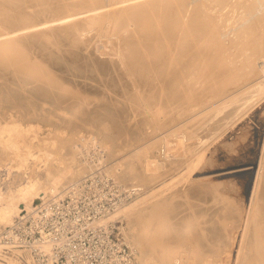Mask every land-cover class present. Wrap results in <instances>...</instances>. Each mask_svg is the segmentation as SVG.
<instances>
[{
    "label": "bare ground",
    "instance_id": "bare-ground-1",
    "mask_svg": "<svg viewBox=\"0 0 264 264\" xmlns=\"http://www.w3.org/2000/svg\"><path fill=\"white\" fill-rule=\"evenodd\" d=\"M189 1L190 0H0V74L7 75L6 76L7 78L9 76L8 79H6V78L4 79V82L2 80L4 77L0 80H2V83H3V84H1L2 87L7 85L8 89H9V87L14 88V89L9 90L8 96L6 95L7 96L6 97V99H7L6 103L8 105H11V106L14 105V107H16L18 109L23 108L24 113H25V112H27L26 108L30 105V104H28V102L31 100H29V99H28L29 101L26 100L27 97L30 96V94L28 96H25L28 93L25 92L26 94H24L21 92L22 94H24V99L26 100V102L16 101L15 99L13 100L11 97H9V95L11 93H15V89H16V92H17V90H18V92L20 90L22 91V89L24 91V89L25 90L28 89L29 85H31L32 87L29 88V90H28L29 93L41 96L44 98V100L45 99L51 100V98L54 97L55 102H56L55 96L60 97V94H62V93L58 94V92H60L61 89L64 87L61 85H65V87H66V88L64 87L66 90L65 92H67V87L70 86V88H71L72 86H74L73 85L74 83L77 85L76 82H74V83L68 82V81L66 82L65 79L63 81L64 83H62V81H61L62 77L64 75H66L67 73H69L68 72L69 70H71V69H68V71L65 69L63 70V67H62V70H63L62 73L65 71H67V73L65 72L66 74L61 75L62 77L59 75V78L61 77V79H59L58 82L56 81L58 79V76L56 77L57 79L55 78V82H51V80L49 82H47L46 77L49 76L46 73L47 71H49V74L51 73V76H55L58 74H55L56 72H51L52 70H50L49 68H48L49 70L47 69V71H44V72H43V70L41 71V69L43 67L41 65L42 63L44 66L50 65L47 67L52 68L51 63H53V62H51V61L49 62L48 61L49 57L48 58L45 57V61H48L47 63H49L46 65L45 61H43L44 57L42 58L40 56L43 60L40 59L39 53L45 52V54L50 56L52 59L54 57V59H53V61H54L55 56L59 57V55H60L59 51L62 52V50H60V46H59L63 42L62 41L60 43L61 39L65 40V38H67L70 41V42L69 41L68 42L72 46L71 49H74V51H70V53H67L64 50V48H67V47H64L63 48L64 51L62 52L61 57L67 58L72 65L73 64L76 65V62H78L79 64L77 63V65H79L80 68L83 70L84 65H85L84 63L86 62V58L88 56L87 54H89V56H88L89 58H90V55L93 54L92 52H91V54H90V52L86 53L87 52L86 51L84 53L87 56H86V58H84L83 51H85V50L83 47H88V46L90 47L91 42L94 40V39H92V36H93V38H94V36L95 37L98 36V35H93V34H92V36L90 35V33H92V31L94 32L97 30L96 28H99L101 30H109L111 28H115L116 31L114 30L113 33L118 32L120 35H118V33H117V35H118V37L116 39L118 42L117 45L115 44L116 41L114 40L115 46L113 47V45H111L112 43L110 44L112 46V48H111V46L110 47L108 46V48H111V51H110V49L106 48L107 47L106 45H109V44H106L105 47H103V46L101 47L98 44V42L95 41L93 43V45L91 46V49L94 48V53L98 54L99 57L91 55L93 57L90 58L89 60H93L95 64L97 63L95 67H97V69H100V71H102V72L99 71L100 73L104 74L105 72H107L105 69L107 68V70H108V66H109V68L113 66L114 69L112 71H115V72L119 71L120 72V74L117 73L118 76H113L115 79V77L118 78L120 75V77L117 81H115L117 78L115 80H111V79H113V77L108 80V78H110V76L109 77H106V76L110 73V71L107 74L105 73L106 74L105 77L107 79L106 78H105L106 80L104 78L103 79L105 81L108 80L109 81V82L107 81L108 84H111L113 87H117V86L119 87L120 86L121 88L123 87L122 88V90H123L124 88H126L130 85H133L135 87L136 86L137 87H146V88L150 89L147 91L144 90V92L142 93L143 95H141V97H140V100H142L145 103V105L148 107H151V106L155 105L156 103H159L164 108L166 105L168 106L169 102L172 99L174 101V98L180 97L181 91H183L185 88H188L185 86H189V85H186V84H188L187 80L189 81L198 70L196 64L199 63V61L201 59L202 60L205 59V60H207V62H209L208 59L210 60L211 57L214 58L216 56H220L222 54V53L220 54L221 51L226 52V50H228L229 56H230L228 59L229 64L227 65L225 63L227 66H224V67L220 66V68L225 70L224 74L226 73L229 75L230 72L241 71V70L243 71V74L247 73V71H253V72L257 73L259 71V69L261 72L264 73V61H261L262 65L260 66V68L257 66V62H256L257 59H262V57H264V0H204V2L202 1L204 3V5L201 8H196L197 10H194V12H195L194 14H190V15H186L188 13L182 14L181 9H184V8L186 9ZM191 2H192V0H191ZM115 4H117V7H115L116 6ZM192 4H194V3L192 2ZM118 5H120V6H118ZM190 6H192V5H190ZM193 6L195 8V4ZM187 8L189 9L190 7H187ZM208 10H210L209 12L212 11L213 13H210L211 15L207 14L206 11H208ZM184 12H185V10H184ZM227 27L229 28V30H227V32H225L223 29H225ZM99 33H101V31L100 32L98 31L96 34H99ZM106 33H107V31H106ZM106 33L104 35H106ZM111 33H112V29H111ZM110 34H107V36H109ZM99 36H101V38H102L101 34ZM107 36H105V37H107ZM105 37H103V38H105ZM112 37L115 38L116 36L111 35V38ZM207 37H209V40H206ZM226 39L229 40L228 45H230V48L226 44ZM246 39H248V40H246ZM105 41H108V40L105 39ZM105 41H103V42L105 43ZM251 41H253V42H251ZM108 42L110 43V41H108ZM243 42H245L244 45H246V48L238 51V46L240 44H242ZM63 44L64 43H62V45ZM248 45H250V47H248ZM51 48H55L56 50H59L58 51L59 53L52 51ZM68 48H70V47H68ZM105 48H106V50H109L111 53H107L108 51L105 52L104 51ZM232 49L234 52L236 51L235 54L233 53V51H232V53L230 52V50H232ZM26 52H27V54L25 55ZM36 52H39V53H36ZM78 52L81 53L82 55L80 56L79 54H77ZM65 53L67 56L64 55ZM46 55H44V56H46ZM224 56H226V55L224 54ZM102 57H106V60L105 61H102L103 59L100 60V58H102ZM67 59H65V60L63 59V60L66 61ZM37 60L39 63L37 62ZM215 61H216V59H215ZM40 62H41V64H40ZM57 63H56V67L59 63H62V62H59L58 64ZM110 63H111V65H110ZM238 63L240 66L237 65ZM63 65H66V64H63ZM86 65L89 66L88 68H90L92 66V65L91 66L89 65V61L87 62ZM87 66H86V69H87ZM203 66H204V64H203ZM212 66H214V65L212 64ZM56 67H54V68H56ZM58 67H60V66L58 65ZM201 67H202V65H201ZM54 68H52V69H54ZM66 68H67V66H66ZM74 68H75V66H74ZM203 68H205V66ZM212 68L214 69V67H212ZM215 68L217 69L216 66H215ZM58 69H60V70H58V72H60L61 68H58ZM199 69H200V67H199ZM211 69H210V72H211ZM55 70L57 71V69H55ZM78 70H79V68H78ZM87 70H89V69H87ZM91 70H94L93 67H91ZM75 71H77V70H75ZM84 71H85V69L83 70V72ZM96 71H98V70H96ZM96 71L94 72V74H96ZM79 73H81V72H79ZM53 74H55V75H53ZM197 74H198V72H197ZM218 74H220V73H218ZM81 75L79 76V78L82 77L84 74L82 76ZM112 75H113V72H112ZM241 75H242V73H241ZM245 75L246 74H244V77H245ZM66 76H67V78L70 77L68 74ZM73 76H74V74H73ZM96 76L94 78H96ZM200 76H201V73H200ZM216 76L217 75H215V77ZM225 77H227V76H225ZM50 78L51 77H49V79ZM75 78L76 77L74 76V79ZM91 78H93V77H91ZM15 79H16V82L18 83L19 86L16 84V82H14V84H16V86L20 87V89L19 88L17 89L16 87H14L15 85L12 82ZM78 79H76V80H78ZM84 79H85V77H84ZM225 79L223 78L222 81L224 82ZM232 79L233 78H231V80ZM240 79H243V77ZM80 80L81 79H79L78 81L80 82ZM89 80H91V79H89ZM219 80H221V79H219ZM84 81H88V80H84ZM96 81H98V79ZM196 81H194V82H196ZM222 81H219V83ZM236 81H237V79H236ZM5 82H6V85H4ZM223 82L221 84L225 85V83L223 84ZM227 82H228V80H227ZM11 83L14 86H10ZM81 83L83 84L84 82L81 81ZM99 83H100V79H99ZM102 83H100V85L104 84L103 87H105V86L107 87L106 83H103V84ZM150 84L154 85V88H155L154 91L151 90ZM230 84L234 85V81ZM124 85L126 87H124ZM194 85H196V84H194ZM222 85H221V87H218L219 85L216 86L215 91H220L222 89L224 90V88L226 86L222 87ZM238 85L240 86V83L237 84V86ZM212 86H214V85H212ZM2 87H0L1 88L0 99L2 100V101L0 100L1 102H3V100L5 98V96L3 95V92H2L3 91ZM120 87H119V89H121ZM254 87H256L257 90H260V92H262L264 90V81L258 83ZM3 89L5 90V88H3ZM75 89H77V88L75 87ZM84 89H86V88H84ZM111 89H112V87H111ZM206 90H207V88H206ZM73 91H75V90H73ZM77 91H78V92H76L77 94H75V96L77 95L76 99H75V97H73L74 99H72V96H71L72 100L69 99L70 104L72 105V110L74 112L76 111L74 109H77V107L74 109H73V107H75L76 105L77 106L82 105V103H83L82 102L80 104H77L78 102L76 103V101H73V100H78L77 99L78 95H82L81 94L82 92H79V91H81V88L79 90L77 89ZM83 91H85V90H83ZM114 91L116 92L117 89ZM118 91L120 92V94L123 92L121 90H118ZM186 91H187V89H185V92ZM150 93H153V94H150ZM248 93L249 92H247L246 94H248ZM17 94L19 95V93H17ZM149 94L151 96H149ZM246 94L243 96V99L247 98ZM63 95H64V93H63ZM67 95H69V94H67ZM215 95H216V92L212 95V97H214ZM12 96H17V95L14 94ZM28 98H30V97H28ZM36 98H38V97H36ZM62 98H64L63 99V102H64L66 99V96L62 97ZM207 98H209V97H207ZM61 99L59 102L62 101ZM82 99H83L84 103L87 100V99L84 100V98H80V101H82ZM183 99H184V97H183ZM200 99H202V98H200ZM93 100H94V98H93ZM32 101H34V100H32ZM40 101H38V102H40ZM52 102H54V101H52ZM59 102H56L57 105L63 104L62 102L60 104H58ZM100 102H101V100H100ZM231 102H235V100L233 99ZM236 102H238V101H236ZM88 103H89V101H88ZM91 103L89 104V107H90ZM1 104H0V106H1ZM40 104H42V103L40 102ZM49 104H51V103L49 102L48 105ZM67 104H65L64 106H66ZM190 104H191V102H190ZM194 104H196V102H194ZM45 105L43 104V108ZM92 105L94 106L95 104H92ZM113 105H114V103H113ZM229 105H228V107H229ZM53 106H55V105H53ZM68 106H69V104H68ZM87 106L88 105L86 104L85 108H84V106H83V108H82V106L81 107L79 106L80 109L78 108L79 110H81V109L85 110L84 111L85 116L84 115L79 116V114L83 113L82 110L80 111L81 113H77L79 110H77V112H76L80 118H83L82 116H84L83 120H89L88 118H90L92 121L93 120L97 121L98 123L94 124V125H98V126H99L100 122H101V124H102V122L106 123L105 121L108 119L111 120V122H112V120L114 121V119L108 115L107 111L105 114H101V112H102L101 110H103L101 108H103V107L100 106V110H99V107L95 105L96 107L95 106L94 107L96 108V110L94 109L95 111L91 112L90 108H89L90 112L88 113V111L86 112ZM170 106H168V107H170ZM39 107H37V108H39ZM47 107L48 106H46V108ZM156 107H157V105H156ZM184 107H186V104ZM202 107H204V105H202ZM226 107L227 106L217 109L215 111L216 112L215 117L217 115L220 116V114L223 115V113L226 114V112H225ZM16 108L13 110L15 111ZM64 108H66V107H64ZM64 108L61 110L63 111ZM30 109H31V107H30ZM32 109H33V107H32ZM32 109H31V111H32ZM39 109H41V108H39ZM53 109H54V107H52L51 110H53ZM92 109L93 108H91V110ZM180 109L183 110V108H180ZM230 109H233V108H230ZM48 110H47V112H49ZM54 110H58V108L54 109ZM68 110L69 109L67 107V111ZM87 110H88V108H87ZM97 110H99L100 112L98 113ZM40 111L42 112V109ZM185 111H186V109H185ZM228 111L230 112V110H228ZM58 112H60V111H58ZM58 112L56 113V115L58 114ZM154 112L155 111H153L152 113H154ZM174 112H176V113L173 115H177L179 110H178V112L176 110ZM3 113L4 114L7 113L6 110H5V112L3 111ZM17 113L19 114V111ZM17 113H16V115H17ZM24 113H22L23 114L22 116H25V117H23L24 119H26L25 121L28 120V122H29V118H32V119L34 118V121H35V118H36V121L38 122L36 112L34 113L32 111L31 114H29V113L24 114ZM49 113L51 114V111ZM49 113H46V116L43 119H45L47 117V115H49ZM54 113L55 112H53L52 114H54ZM185 113H187V112H185ZM231 113L233 114L232 110H231ZM231 113H229V114L231 115ZM20 114L17 116H20ZM64 114H65V112H64ZM70 114L71 113L69 112V115ZM229 114H227V116ZM40 115H42V114H40ZM40 115H39V117L42 118V116H40ZM69 115H67V116L69 117ZM86 115L89 117H86ZM159 115H160V113H159ZM6 116L8 117V115H6ZM67 116H65V117H67ZM75 116H76V114H75ZM78 116L76 117V119L78 118ZM7 117H5V115H4V119ZM52 117L50 116L51 119H52ZM157 117H156V119L151 117L150 123H152L153 128L156 126V128L159 129V127H161L162 125L158 123L160 120H157ZM50 118H48V119H50ZM2 119H0V120L2 121ZM4 119H3V121H4ZM8 119H7V121H8ZM32 119H30V120H32ZM56 119H58V116ZM66 119L68 120V118H66ZM66 119H65V121H66ZM207 119L205 121H207ZM225 119H227V117ZM16 120L19 121L18 117L16 118ZM62 120H63V118L60 121V117H59V120H56L58 122H56V121L55 122L60 124L59 121L62 122ZM69 120H72V119L70 118ZM227 120H229V118ZM36 121L34 123H36ZM48 121H50V120H48ZM51 121H53V119ZM72 121H75V119H73ZM78 121L80 122V120H78ZM78 121L76 120L77 125L79 123ZM210 121L208 120L209 123L212 122V121L211 122ZM2 122L0 123V151H1V153L4 154L5 157H7L8 159L10 158V160H9L10 163H7L5 166H3L2 169L0 170V172H3L4 174L9 175L11 173V168H13L12 166H10V165H12L11 163L15 162L16 167H18V169L22 171L23 166L25 165V163L28 161V159L30 157L33 158V161H37L40 159V157H34V154H32V152H31L32 144L30 143V141H27V136H28V133L34 131L32 129H35V128L40 129L41 125L40 126L36 125L37 127H34V125H32V123L30 124V122H31L30 121L28 123V124H30L29 125L30 127L26 128V127H23L24 125L22 126V125L16 124L17 122H14V121L11 124L10 123L9 124H2ZM89 122L92 123L90 120L88 121V123ZM40 123H41V121H40ZM65 123H68V122L66 121ZM81 123H84V122H81ZM209 123L205 124V126H202V125L201 126L207 127L206 125H209ZM22 124H24V123H22ZM45 124H43V125H45ZM50 124L51 123H49V125ZM76 124L74 122L73 129H75L74 127ZM106 124H105V126H106ZM108 124H109V121H108ZM118 124H114L117 126L116 127V126H112V123H111V127L115 128L114 130L116 132L113 131L115 133L120 132L119 130H117V129H120V127L118 128V126H119ZM61 125H63V124H61ZM77 125H76V129H80L86 124H81L82 127L79 126L80 128H78ZM102 125L104 126V124H102ZM102 125H100L99 128H101ZM70 126H72V125H70ZM93 126H91V127H93ZM105 126H104V128H105ZM52 127H53V125H52ZM56 128L54 129L55 133L58 131V130L56 131ZM62 128L65 129V125H63ZM71 128L72 127H70V130H71ZM84 128H85V126H84ZM87 128H90V126L86 127V129ZM104 128H102L101 130L103 131ZM109 128H108V132L110 131ZM95 129H97V126L95 127ZM208 130H210V128H208ZM73 131H75V130H73ZM84 131H86V130H84ZM105 131L107 133V129H105ZM117 131H119V132H117ZM58 132H57V135H58ZM75 132H73V136L75 135L74 134ZM79 132H80L79 134H81V130ZM102 133L100 132V136ZM128 133L129 132L124 133L125 136ZM77 134L78 133H76V135L74 137L78 138L79 140L76 139L75 141H79L80 143L84 142L85 145H87V143L91 141V140L86 141V138L84 137L85 134L83 135V137H80L81 135L78 136ZM92 134H95V132L94 133L92 132ZM109 134H110V132H109ZM53 135H56V134L53 133ZM97 135H99L98 132H97ZM115 135H118V134H115ZM128 135L130 138H131V136H133V135L130 136V134H128ZM70 136H72V135H70ZM73 136H72V138H74ZM137 136H138V138L140 137L139 135H137ZM106 137H107V134H106ZM106 137H105V139H103L106 141V143H111L110 141L113 142L114 141L113 138L116 139V136L111 138V136L109 135L110 138L109 137L106 138ZM136 137L134 136L135 139H136ZM90 138H92L91 135H90ZM117 138L121 140V138H119V137H117ZM122 138H124V135ZM184 138H185V136H184ZM184 138H183V140H184ZM97 139L98 138H96L95 140H97ZM67 140L69 141L70 139L68 138ZM67 140H66L67 143H64L62 141L60 143L68 144ZM122 140H125V138ZM129 141L132 142L134 140H132V141L129 140ZM129 141H127L126 143H128ZM163 141L164 142H162L161 145H164L163 146L164 148H162L163 150H161V148H159L160 150L158 151V156L159 157L162 156L163 160L164 159L167 160L166 158H163V157H168L170 155V152L174 148H176L177 145L182 144V143L180 141L179 143L175 144V143H172L170 141H166V138H164V137H163ZM91 143H92V141H91ZM69 144L71 145V142ZM96 144H98V142L97 143L95 142V145ZM99 144H101V143H99ZM111 144H113V143H111ZM123 144H121V146ZM70 145H68V146H70ZM76 145H73V146L76 147ZM89 146L92 148L93 145L91 146V144L89 143ZM101 146H102V144H101ZM113 146H111V148ZM55 147H56V145H55ZM66 147H67V145H63L60 148H62L61 149L62 151L64 150L63 148H65L64 152L66 150L70 151ZM85 147H87V146H85ZM68 148H70V147H68ZM95 148H98V147H95ZM101 148H98V149H101ZM76 149H77V147H76ZM76 149H73V150L71 149L72 152L71 151L70 152L72 153L73 156L71 155V157H69V158H66L67 152H65L66 154L64 153L65 155L63 156V158L61 160L57 161V162H60L59 165L61 164L62 167L60 166V168L56 172L52 173L51 176L50 175L48 176V174H47V177L45 179H41L39 177V175H37V174L22 173L20 171V173L17 175V177H19V179H20L19 183H18V185L14 186L12 181L8 182L7 183L8 185H6L5 182H2L1 175H0V229L2 227L7 228L9 225H11V223L15 217H18L21 214H23L24 212H27V211H30L31 209H33L35 203H39L42 200L47 199V197H50L49 199H53V200L58 199V198H62L65 195L68 188L70 187L69 185H71V183L73 185V184L77 183L80 180V177H82L84 174L90 173V172L93 173L95 171V169H96L95 166H93V167L89 166L88 167V166H86V163H84L86 161L82 162L83 159L81 161L77 160V158L75 157L76 152H77ZM104 149H106V148H104ZM107 149L110 150L108 148V145H107ZM119 149H120V145H119ZM119 149L116 148V150H114V148H112L111 153L113 154L114 153L113 151L116 152ZM53 151H55V149L52 150V152H51V154L53 155L52 160H54V153L56 156L57 151H60V150L58 149L55 152H53ZM79 152L81 153V150ZM79 152H77V154ZM44 153H46V151ZM80 153L78 155H80ZM47 154L50 156V151L47 152ZM47 154H45V155H47ZM60 154H62V152ZM105 155H107L106 152H105ZM45 158H46V156H45ZM59 158H61V156H59L58 158H57V156L55 157L56 160H58ZM98 158H100V157H98ZM104 158H106V156ZM198 158L200 159V156ZM8 159L6 160L4 158V160L7 162H8ZM49 160H51V157ZM106 160H107V158L105 159V161ZM102 161L103 160H101V164L103 162H105V161H103V162ZM139 163H141V162H139ZM139 163L137 162L136 165H138ZM109 164H111V162ZM142 164H143V167L141 170L143 171V173H142L143 175L140 176L141 179L145 178L148 175L147 173L156 172L158 168L160 169L159 166L161 165L157 159L153 160L149 157H146L145 160H143ZM142 164H141V166H142ZM254 164L255 163L253 161L252 163H248L247 165H244L240 169L231 168L227 173L225 172V174L224 173L223 174L227 175V176H229V175H231V176L236 175L237 176V174H240V173L245 174L246 173L247 175L244 176L243 178L245 179V181L247 180V182H248V179H250V175H251L250 172H252L254 169L253 168ZM136 165L134 162V167H137ZM109 166H111V167H109ZM121 166H122V164L120 163V161L116 162L113 165H107V168L108 167L110 168V171L108 173H110L111 175H113L115 177L114 173L116 171H119ZM141 166H140V168H141ZM137 168H139V167H137ZM131 172L134 174V169H132ZM220 174H221V172H220ZM221 179H223V178H221ZM68 182H71L68 185L69 187L67 186L65 189H63L64 184L68 183ZM120 185L123 188L128 187L122 183ZM132 187H134V188H132L133 190H131L129 188L128 191L131 192L130 193L131 196H135L137 194L138 200L135 203L127 202L124 205H122L121 207H119L118 209H116L108 217V221H116V220L121 219L122 217H125V218L128 217V219L130 220V227H129L130 230L128 231V233H125V237H126V239H129L132 242V244L134 245V247L136 249V252H134V253L136 254L138 251V255L136 258V261L138 264L144 263L145 259L148 256V250L146 249V246L144 245V239L147 238L148 236L152 235V234L164 236V235H167L168 233L172 232V233H176V234L179 233L180 234L179 236H181V237H182V234H184V233H185V235L190 234V236H194V237H199L200 235L203 237H210L211 238L210 244H207L206 240L200 241L202 244L201 249H206L207 251H208V249L209 250H215L216 248H218V245L222 244V242H223L222 236L226 235V234H225V232H223L221 224L225 218L233 217L230 214V211H226V209L224 208V212H223V209L219 208L222 201L227 200L224 197L225 195L218 193L215 189L209 188V186L206 187L205 185L204 186H198V187H196V186L187 187L184 190H181L180 188L177 189L176 186L171 185L170 183H167V184L162 185V186L158 185V186L150 189L147 192H139L140 187L136 183L134 185L132 184ZM255 187L256 186L253 187L251 200L249 201V208H248V211H247V214L245 217V226H244L241 234L235 235V237L238 239V242L240 243L239 251L242 252L243 249H245V251H244L245 257L252 258V256H253L258 261L257 264H264V175L261 177V187L257 190V193L254 196ZM42 194L44 195L43 197L40 196ZM178 199H183V200L179 201ZM183 213L185 215H183ZM207 216L209 218L208 220L202 218V217H207ZM147 223L151 224V226H149V224H147ZM144 224H146L147 226H145ZM134 226L140 227L138 234L133 232L132 228H134ZM172 226H177V227L173 229V228H171ZM131 230H132V232H131ZM215 233H220V235L216 238V235H214ZM1 246L2 245L0 244V249H1ZM244 255H243V258H244ZM145 264H148V261ZM154 264H156V263H154ZM158 264H179V260L175 261L171 257H165Z\"/></svg>",
    "mask_w": 264,
    "mask_h": 264
},
{
    "label": "rangeland",
    "instance_id": "rangeland-1",
    "mask_svg": "<svg viewBox=\"0 0 264 264\" xmlns=\"http://www.w3.org/2000/svg\"><path fill=\"white\" fill-rule=\"evenodd\" d=\"M202 1L204 2V0H198V1L192 0V2L195 4V8H194V6H193L194 4H192V2L190 0L188 2V5H187V7H190V8L188 9L186 7L187 10L185 8L181 9V13L182 14L188 13L186 15L194 14L195 13L194 10H197L196 8H201L204 5V3ZM115 5H116L115 7H117V4H115ZM190 5H192V6H190ZM118 6H120V5H118ZM184 10H185V12H184ZM209 11L210 10L206 11L207 14L213 13L212 11L211 12H209ZM96 29L98 30L99 28H96ZM111 29H112V33H111ZM111 29H109L110 31L99 29L98 31L99 32L101 31V33H99V34H96L98 32L97 30L94 32L92 31V33H90L91 36H92V34L98 35V36H96L97 38L95 36L93 38V36H92V39H94V40L91 42L90 47L89 46L83 47L85 50V51H83V53L87 51L86 53L90 52V54H91V52H92L93 54H91V55L99 57L98 54L94 53V48L92 47L93 49H91V46L93 45V43L95 41H97L101 47L102 46L105 47L106 44H109V45H106L107 46L106 48H108V46L110 47L111 45H113V47L115 46V44L117 45L118 42L116 39H117L118 35H120V34L118 32H117L118 35L116 32H115L116 34L113 33L114 30L116 31L115 28H111ZM223 30L225 32H227V30H229V28L227 27ZM106 31H107V33H106ZM104 32L106 33V35H104L105 34ZM100 34L102 35V38H101V36H99ZM107 34H110V35L107 36ZM111 35L112 36L115 35L116 37L111 38ZM105 36H107V37H105ZM103 37H105V38H103ZM108 38L109 39L111 38V39L109 40ZM105 39L110 41V43L108 41H105ZM65 40L61 39V41H60V43L62 41H63L62 43H64L63 44L64 46L62 45V43L61 44L59 43L60 44L59 45L60 50H62V52L65 50V52H67V53H70V51H74V49H71L72 46L69 43L70 42L69 39L65 38ZM114 40L116 41L115 44H114ZM206 40H209V37H207ZM246 40H248V39H246ZM103 41H105V43ZM251 42H253V41H251ZM228 43H229V40L226 39V44L228 45ZM244 44H245V42L240 44L241 46L240 45L238 46V51L246 48V45H244ZM228 46L230 48V45H228ZM64 47H67V48H64ZM68 47H70V48H68ZM248 47H250V45H248ZM63 48H64V50H63ZM106 48L104 51L105 52L108 51L107 53H111L110 51H111L112 46H111V48H108V49H110V51L106 50ZM51 50L54 52H57V53L60 52V55L58 54L59 57L55 56L54 61H53L54 57L52 59L50 56L46 55L45 52H43V53L42 52L41 53L36 52V53L40 54L39 57L40 56L42 58L44 57L43 58L44 60L40 57V59H42L43 61H45V57H47V58L49 57L48 58L49 62L50 61L53 63L55 62L54 64L51 63L52 68L56 67L57 62L58 63L62 62L59 64L57 63L60 67H58V65H57V67L54 69L47 67V66H50V65H47V64H49V63H47L48 61H45V64L47 66H44L43 63L41 64V62H40V64L43 66L41 71L42 70H43V72L47 71V69L49 68L50 70H52L51 72H56L55 74H58V75L53 74L55 76H51V73L49 74V71H47L46 73L49 75L48 77H46L47 82H49L50 80H51V82H55V78L57 76H58V79L56 78L57 79L56 81L58 82V80L61 79V77H62L61 75L66 74L68 69H71L68 71L71 75L69 73H67L70 77L67 78V76H66L67 74H66L62 77L61 81H62V83H64L63 81L65 79L66 82L67 81L73 82V83L76 82L77 85L74 83L73 84L74 86H72L73 88L71 87L72 89L70 88V86L67 87V92H65L66 91L65 85H61V86H64L65 88L63 87L61 89V91L58 92V94L62 93V94H60V97L55 96V98H56V102H59L62 97L66 96V99L64 102H63L64 98L61 99L62 100L61 102L63 103L62 105L60 104L61 102L58 103L60 105H57L54 97L51 98V100L50 99L44 100V98L41 96L29 93L28 90H29V88L32 87L31 85H29L28 89H26V90L24 89V91L22 89V91L20 90L18 92V90H17V92H16V89H15V93H11L9 95V97H11L13 100L15 99L16 101H20V102H26V100H28V99L31 100V101L28 100L29 101L28 104H30L29 106L31 107V109L33 107L32 111L34 113L36 112L38 122L36 121V118H35L36 123H34L35 122L34 118L33 119L29 118V122L31 121L30 124L32 123V125H34V127H37L36 125H39V126L41 125V128L40 129H37V128L32 129L34 131L28 133L27 141H30V143L32 144L31 152H32V154H34V157H40V159L37 161H33V158L30 157L28 159V161L25 163V165L23 166L22 171L19 170L18 167H16L15 162L11 163L12 165H10V166H12L13 168H11V173L9 175H6L3 172H0L2 182H5V184L8 185L7 183L12 181L14 186L18 185L20 179H19V177H17V175L20 173V171L22 173L37 174V175H39V177L41 179H45L47 177V174H48V176L49 175L51 176L52 173L56 172L60 168L61 164L59 165L60 162H57V161H59L63 158V156L66 154L65 152H67L66 158H69L72 155L71 149L73 150V149H76V147H77V149H76L77 152H79L81 150V153L79 152L80 155H78L79 153L77 154V152H76L75 157L77 158L78 161L79 160L81 161L83 159L82 162L86 161V162H84V163H86V166H88V167L89 166H91V167L95 166L96 167L94 172L102 171L103 174H107L108 176L113 178L115 181H117V183L119 185L121 183L125 184L128 187L123 188L120 185L125 190H128L129 188L131 190H133L132 188H134V187H132V184L134 185L135 183L140 187L139 192H147L150 189H152L158 185L162 186V185H165L167 183H170L171 185L176 186L177 189L180 188L181 190H184L185 188L192 187V186H196V187L204 186V185L206 187L209 186V188L215 189L218 193L225 195L224 197L227 200L222 201L219 208L223 209V212H224V208H225L226 211H230V214L233 216L230 218H225L221 224L223 232H225V234H226V235L222 236V238H223L222 244L218 245V248H216L215 250H209L208 249V251H207L206 249H201L202 244L200 241L206 240L207 244H210V242H211L210 237H203L201 235L199 237H194V236H190V234L185 235V233L182 234V237H181V236H179L180 235L179 233L176 234V233H172V232H170L164 236L152 234V235H150L144 239V245L146 246V249L148 250V256L145 259L144 263H142V264H145L147 261H148V264H154V263L158 264L165 257H171L175 261L179 260V264H257L258 261L256 260L255 257H253V256H252V258L245 257V255H244L245 249H243L242 252L239 251L240 243L238 242V239L235 237V235H240L244 226H245V217H246V214H247V211L249 208V201L251 200L253 187L256 186L255 187V194H254V196H255L257 193V190L261 187V177L264 175V90L262 92H260V90H257V88L254 87L258 83L264 81V73L261 72L259 69L260 72L258 71L257 73H255L253 71H247V73H244L247 75V76L245 75V77H244L242 70L230 72L231 74L229 73V75L226 73L224 74L225 70L220 68V66L221 67L227 66L229 64L228 59L230 56H229L228 50H226V52L221 51L220 54L221 53L222 54L220 56H216L214 58L211 57L210 58L211 61L208 59L209 62H207V60L201 59L199 61V63L196 64V66L198 68V70H197L198 74L196 72L194 74V76L189 81L187 80L188 84H186V85H189L190 87L185 86L188 88H185V89H187L186 92H185V89L183 91H181V94H180L181 98L180 97L174 98L175 102L172 99L168 104V106H170V105L171 106L168 107L166 105L165 106L166 108L164 107L165 108L164 109L163 106L159 103H156L155 105H153L151 107H148L145 105V103L142 100H140V97H141V95H143L142 93L144 92V90H146V91L150 90L146 87H137V86L135 87L133 85L126 87L124 85V87H126V88H124L125 90L124 89L122 90L123 87L121 88L119 86L121 88V89H119L118 86L113 87L111 84H108L109 79H111L113 76H118L117 73L120 74V72L117 70H116L117 72L112 71L114 69L113 66L110 68L108 66V70H107V68L105 69L107 71V72H105L106 74L110 71V73L106 76L105 73H104L105 75L103 73H100L102 71H100V69H97V67H95L97 63L95 64L93 60H89L93 56L90 55V58H89L88 57L89 54H87L88 55L87 56L84 53L83 54L84 58H86V56H87V58H86V62L84 63L85 65L83 68V70L85 69V71L83 72V70L80 68V66L77 65L78 62H76V65H74V64L72 65L67 58L61 57V54H62L61 51L56 50L55 48H51ZM232 51H233V49L230 50L231 53H232ZM235 52L233 51L234 54H235ZM26 54H27V52L25 53V55ZM43 54L46 56H44ZM77 54H79L80 56L82 55L79 52ZM224 54L226 56H224ZM64 55H66V53ZM63 59L64 60L67 59V60L64 61ZM215 59H216V61H215ZM263 59H264V57H262V59H257V61H256L257 66L259 68L262 65L261 61H264ZM38 60H37V62H38ZM100 60L105 61L106 57H102V58H100ZM88 61H89V65L90 66L92 65L91 67H93L94 70H91V67L88 68L89 66L86 65ZM63 64H66V65H63ZM203 64H204L205 68H203L204 67ZM212 64L214 66H212ZM110 65H111V63H110ZM201 65H202V67H201ZM237 65L240 66L239 63ZM66 66H67V68H66ZM74 66H75V68H74ZM86 66H87V69H89V70L86 69ZM215 66L217 67V69L215 68ZM62 67H63V70L64 69L67 70V71H65L66 73L65 72L62 73V71H63ZM199 67H200V69H199ZM212 67H214L215 70ZM58 68H61V71H60L61 73L58 72V70H60ZM78 68H79V70H78ZM55 69H57V71ZM74 69L77 71H75ZM210 69H211V72L213 71L212 73L210 72ZM96 70H98V71H96ZM95 71H96V74H94ZM71 72L76 77L75 79H74V76ZM79 72H81V73H79ZM112 72H113V75H112ZM199 72L201 73V76H200ZM218 73H220V74H218ZM241 73H242V75H241ZM77 74L78 75L84 74V75L83 76L81 75L82 77L79 78L80 75L78 76ZM0 75H1L0 79H2L4 77L2 79L3 82H4L5 78L6 79L9 78V76H8V78L6 77L7 75H2V74H0ZM59 75L61 76L60 78H59ZM215 75H217V76L215 77ZM95 76H96V78H94ZM105 76L106 77L110 76V78H108V80H107L108 82L105 81L107 79ZM225 76H227V77H225ZM49 77H51V78L49 79ZM84 77H85V79H84ZM91 77H93V78H91ZM119 77H120V75H119ZM119 77L118 78L115 77V79L117 78L116 80L113 77V79H111V80L117 81L119 79ZM242 77H243V79H240ZM78 78L81 79L80 82L78 81L79 80ZM103 78L104 79L106 78V79L104 80ZM223 78L224 79L226 78L224 80V82L222 81ZM231 78H233V79L231 80ZM76 79H78V80H76ZM89 79H91V80H89ZM97 79H98V81H96ZM99 79H100V83H102V82L106 83L107 87L106 86L103 87L104 86L103 83H102L103 85H100ZM219 79H221V80H219ZM236 79H237V81H236ZM2 80H0V85L3 84ZM84 80H88V81H84ZM227 80H228V82H227ZM81 81L84 82L86 85L84 83L82 84ZM194 81H196V82H194ZM219 81H222L223 84L225 83V85H222L221 84L222 82L219 83ZM233 81H234V85L230 84ZM14 82H16V79L12 83L14 84ZM193 83L196 85H194ZM239 83H240V86L239 85L237 86V84H239ZM11 84H10V86L15 85L14 87H16L17 89L18 88L20 89V87H18L19 85L17 82H16V84L18 86H16V84H14V85L13 84L11 85ZM4 85H6V82L4 83ZM150 85H151L150 86L151 90L154 91L155 90L154 85L153 84H150ZM212 85H214V86H212ZM221 85H222V87L226 86L224 88V90L222 89L220 91H215L216 90L215 87L216 86L221 87ZM0 87H2V85ZM75 87L78 90L81 88V91H79V92H82L81 94L83 96L78 95V97H79V98L77 97L78 100H73V101H76V103L78 102L77 104H80L82 102L83 103H82V105H78V106L74 105L75 107H73V109L77 107V109H74V110H76L74 112L72 110V105L70 104L69 99L72 100V99H74L73 97H75V99H76L77 95L75 96V94H77L76 92H78V91H77V89H75ZM111 87H112V89H111ZM3 88H5V90ZM84 88H86V89H84ZM206 88H207V90H206ZM10 89H14V88L9 87V89H8L7 85L2 87V90H3L2 92H3V95L5 96V98H4L5 101L3 100V102H1L2 100L0 99L1 100L0 104L2 103L0 106V108H1L0 110L2 111V112L0 111L1 112L0 113V117H1L0 119H2V118L4 119V115H5V117H7L6 115H8V117L5 118L4 121L2 119L3 122L1 120L0 121L2 122V124H9V123L11 124L14 121V122H17L16 124H19L22 126L24 125L23 127L28 128V127H30L29 126L30 124H28L29 123L28 120L25 121L26 119L23 118L25 116H22L23 115L22 113H24L23 108L19 107L20 109H18L16 107H14V105L11 106V105H8L6 103V101H7L6 97L8 96ZM116 89H117V91H116L117 93L114 91ZM73 90H75V91H73ZM83 90H85V91H83ZM118 90H121L123 92L120 94V92ZM214 91L216 92V95L214 97H212V95L215 93ZM0 92H1V88H0ZM21 92L24 94L28 93L25 96H28L30 94V96H28L30 98L27 97V99L25 100L24 94H22ZM247 92H249V93L246 94ZM17 93H19V95ZM63 93H64V95H63ZM66 93L69 95H67ZM14 94L17 96H12ZM150 94H153V93H150ZM150 94H149V96H151ZM245 94H246L247 98L243 99V96ZM71 96H72V99H71ZM182 96L184 97V99ZM36 97H38V98H36ZM88 97L89 98L91 97L90 98L91 100ZM207 97H209V98H207ZM80 98H84V100L87 99L85 101V103L88 105L86 107V112L87 111H88V113L90 111L94 112L96 110V108H95L96 106H98L99 110H100V106H101V107H103V108H101V109H103V110H101L102 111L101 114H105L107 111L108 115L111 116L114 119V121L112 120V122H111V120L108 119L105 121L107 124L102 122V124H104V126L106 124V126L104 128V126L101 124V122L98 126V125H94V124L98 123L95 120H93L94 121L93 122L90 118H88L92 123H90V122L88 123L89 120H83V118L85 116V114H84L85 110L81 109L83 111V113H81L80 112L81 110H79L80 109L79 106L80 107L82 106V108L84 106V108H85L86 104L84 103L83 99H82V101H80ZM93 98L95 101L93 100ZM200 98H202V99H200ZM99 99L101 100V102L102 101L103 102L101 103ZM233 99L235 100V102H231ZM32 100H34V101H32ZM192 100L194 102H196V104H194V102ZM38 101H40L42 104H40V102H38ZM52 101H54V102H52ZM88 101H89V103H88ZM236 101H238V102H236ZM49 102L51 104L48 105ZM190 102H191V104H190ZM64 103L65 104L68 103L71 108L68 106V104L66 106H64L65 105ZM90 103H91V105L95 104L96 106L94 105L95 106L94 107L92 105L93 106L92 107L90 105V107H89ZM113 103H114V105H113ZM43 104L44 105L46 104L44 106L45 109L43 108ZM185 104H186V107H184ZM201 104L204 105V107H202ZM53 105H55V106H53ZM156 105H157V107H156ZM228 105H229V107H228ZM29 106L26 108L27 109V112H25L26 114L32 113ZM46 106H48V107L46 108ZM225 106H227L225 108L227 110V111L225 110L226 114L223 113L224 116L222 114H220V116L217 115L215 117V115H216L215 111L217 109L225 107ZM37 107L41 108L42 112L40 111L41 109H39ZM52 107H54V109L58 108V110L53 109L54 110L53 111V110H51ZM64 107H66V108H64ZM67 107L69 110L71 109L73 112L71 110L67 111ZM15 108L17 111L13 110ZM63 108H64V110L62 111L61 109H63ZM87 108H88V110H87ZM89 108H90V111H89ZM91 108H93V109L91 110ZM180 108H183V110ZM230 108H233V109H230ZM4 109L6 110V112L8 114L3 113V111L5 112ZM177 109L179 110V112ZM185 109H186V111H185ZM10 110L11 111L13 110L14 112L13 111L11 112ZM47 110L49 112L51 111V114L49 112H47ZM77 110H79V111L77 112ZM99 110H97L98 113L100 112ZM175 110L178 112L177 115H173L176 113V112H174ZM228 110H230V112ZM231 110H232L233 114L231 113ZM18 111H19V114L21 113L20 114L21 117L17 116V115H19L17 113ZM58 111H60V112H58ZM153 111H155L154 112L155 114L152 113ZM53 112H55L54 113L55 115L57 112H58V114L55 116L54 114H52ZM64 112L66 115L64 114ZM69 112L71 113L70 115H69ZM76 112L81 113V114H79V116L84 115V116H82L83 118H80ZM185 112H187V113H185ZM16 113H17V115H16ZM46 113H49V115H47V117L45 119H43L46 116ZM159 113H160V115H159ZM229 113H231L232 116ZM40 114H42V115H40ZM75 114H76V116H75ZM227 114H229V115L227 116ZM39 115L42 116V118L39 117ZM67 115H69V117ZM50 116L51 117L53 116L52 117L53 121H51L52 119L50 118ZM57 116H58V119H56ZM65 116H67V117H65ZM77 116H78V118L76 119ZM15 117L16 118L18 117L19 121H17ZM59 117H60V121L63 118V120H62L63 123L60 121H59L60 124L56 123V122H58L56 120H59ZM86 117H89V116L86 115ZM151 117H153L155 119L157 117V120H160L158 123L161 124L162 126L159 127V129L156 128V126L153 128L152 123H150ZM226 117H227V119L229 118V120L225 119ZM48 118H50V119H48ZM64 118L65 119L68 118V120L70 118L72 120L75 119V121H72V120L68 121L66 119V121L68 123H65L66 121ZM7 119H8V121H7ZM30 119H32L33 121ZM206 119H207V121H205ZM48 120H50L51 122ZM76 120L77 121L80 120V122L78 121L79 122L78 125L76 124ZM208 120L209 121L211 120L212 122L210 121L211 123H209ZM40 121H41V123H40ZM108 121H109V124H108ZM74 122L78 126V128L82 127L81 124H86L87 126L84 125L85 128L83 126L80 129H76V125H75V127H74L75 129H73ZM81 122H84V123H81ZM110 122L112 123V126H116L114 124L119 123L118 128L120 127V129H117L120 131V132L117 131L119 133H115L116 132L114 130L115 128L111 127ZM22 123H24V124H22ZM49 123H51L50 124L51 126L49 125ZM208 123H209V125H206L207 127H202ZM43 124H45V125H43ZM61 124L65 125L66 130L64 128H62L63 125H61ZM92 124L95 127L97 126L98 130L95 129V127ZM52 125L54 128L52 127ZM70 125H72V126H70ZM100 125H102L103 127L101 126V128H99ZM89 126H90V128L86 129V127H89ZM91 126H93L94 128ZM70 127H72L71 130H70ZM55 128H56V131L57 130L59 131V132L57 131L58 135H57V132L55 133V130H54ZM102 128H104L103 131L101 130ZM108 128L110 130L109 131L110 134L108 132ZM208 128H210V130L211 129L212 130L210 131V130H208ZM105 129H107V133H106ZM73 130H75L76 132ZM80 130H81V134H79ZM84 130H86V131H84ZM91 131L93 133L95 132V134H92ZM113 131H115V132H113ZM73 132H75L74 133L75 135H76V133H78L77 134L78 136L81 135L80 137H83V135L85 134L84 137L86 138V141L91 140L92 143L90 141L87 143V145H85L84 142L80 143L79 141H75L76 139L77 140H79V139L75 138L74 137L75 135L73 136ZM97 132L99 133V135H97ZM100 132L101 133L103 132L101 134V136L103 135L102 137L100 136ZM126 132H129L128 134H130V136L133 135V136H131V138L132 137L133 138L131 139L128 134H126V136H125L124 133H126ZM53 133L56 134L57 136L53 135ZM89 134L91 135L92 138H90ZM106 134H107V137H109V135H110L111 138L116 136L117 140L115 138H113L114 141L113 142L110 141L113 144L106 143V141L103 140V139H105ZM115 134H118V135H115ZM70 135H72L74 138H72V136H70ZM123 135H124L125 140H122V139H124V138H122ZM137 135H139L140 137L138 138ZM134 136L135 137L137 136L136 139L134 138ZM184 136H185V138H184ZM117 137L121 138L122 141L120 139H118ZM126 137L129 140H131V141L134 140V141L130 142ZM163 137L166 138V141H170V142L175 143V144L179 143L180 141L182 143V144L177 145V147L174 148L170 152V155L168 157H163V158H166L167 160H165V159L163 160L162 156L161 157L158 156V151L160 150L159 148H161V150H163L162 148H164L163 147L164 145H161L162 142H164ZM68 138L70 139L69 141L71 142L72 146L69 144L70 142L67 140ZM94 138L95 139L98 138L97 139L98 141L95 140ZM183 138H184V140H183ZM65 139L68 141V144H64V143H67ZM126 140L129 142L126 143L127 142ZM61 141L64 143H60ZM95 142L96 143L98 142V144L95 145ZM122 142L124 144L125 143L126 144L124 145ZM89 143L91 144V146L93 145L92 148L89 146ZM99 143H101L102 146ZM121 144H123V145L121 146ZM55 145H56V147H55ZM63 145H67L66 148L69 149L71 152L68 150H66L64 152L65 148H63L64 150L62 151L61 150L62 148H60V147ZM68 145H70V146H68ZM73 145H76V147H74ZM107 145H108V148L110 150L107 149ZM119 145H120V149H119ZM85 146H87L88 148ZM111 146H113L112 148H114V150H116V148L119 150H117L116 152L113 151L114 153L112 154L111 153V151H112ZM68 147H70V148H68ZM95 147H98L101 149H98ZM103 147L106 149H104ZM53 148L55 149V151L58 149L60 150V151H57L58 155L56 154L57 158L59 156H61V158H59L58 160L55 159V157H56L55 153H54V160H52L53 155L51 154V152H52V150H54ZM45 151H46V153H44ZM49 151H50V156L47 154V152H49ZM55 151H53V152H55ZM61 152H62V154H60ZM105 152L107 155H105ZM45 154H47V155H45ZM104 155L106 156L108 161L107 160L105 161L106 158H104L105 157ZM45 156H46V158H45ZM199 156H200V159L198 158ZM50 157H51V160H49ZM98 157H100V158H98ZM146 157H149L153 160L157 159L161 165L159 166L160 169L158 168L159 170L157 169V171L154 173H147L148 175L145 178L141 179L140 176L143 175L142 174L143 171L141 170L143 167L142 162H143V160H145ZM0 158H1L0 159V170H1L3 166H5L7 163H10V161H9L10 158L8 159L7 157H5L4 154L1 153V151H0ZM4 158L6 160L8 159V162L5 161ZM100 159L105 161V162L102 161L103 163L101 164ZM252 160L254 161L255 164L253 165L254 166L253 171L250 172L251 175H250V179H248V182H247V180L245 181V179L243 178L244 176L247 175L246 173L245 174L240 173V174H237V176L232 175L233 177L231 175H229V176L224 175L225 172L227 173L231 168L240 169L244 165H247L248 163H252L253 162ZM119 161L122 164V166H121L119 171H116L114 173V175L116 177L115 178L113 175L108 173L110 171L109 167H111V166H109L107 168V165H113ZM110 162H111V164H109ZM134 162H135V165L137 162L138 163L141 162L138 165H136L137 167L140 168V166L142 164L141 168L139 169L137 167H134ZM132 169H134V174L131 172ZM220 172H221V174H220ZM90 173H92V172H90ZM87 174L88 173L84 174L82 177H80V179H83ZM221 178H223V179H221ZM69 183H71V182L65 183L66 185L64 184L65 187L63 186V189H65L69 185ZM71 185H72V183H71ZM71 185H69V186H71ZM40 196L43 197L44 195L42 194ZM137 200H138V195L136 194L128 202L135 203ZM178 200L180 201L183 199H178ZM183 215H185V214L183 213ZM202 218L206 219V220L209 219L208 216L202 217ZM14 219H13V221H14ZM13 221H12V223H13ZM114 222L116 223V226H117V235L120 238L126 240L129 243V245L131 246L132 250L133 251L135 250L134 252H136V249H135L134 245L132 244V242L129 239H126V237H125V233H128V231L130 230L129 229L130 220L128 219V217L127 218L122 217L121 219L116 220ZM147 224H149V223H147ZM144 225L147 226L146 224H144ZM149 226H151V224H149ZM176 227L177 226H172L171 228L174 229ZM7 228L2 227L0 229V235ZM139 229H140V227H138V226H134V228H132L133 232L136 234H138ZM132 230H131V232H132ZM214 235H216V238H217L220 235V233H215ZM137 255H138V251L136 254L134 253L133 264H138L136 261ZM243 255H244V258H243Z\"/></svg>",
    "mask_w": 264,
    "mask_h": 264
},
{
    "label": "built area",
    "instance_id": "built-area-1",
    "mask_svg": "<svg viewBox=\"0 0 264 264\" xmlns=\"http://www.w3.org/2000/svg\"><path fill=\"white\" fill-rule=\"evenodd\" d=\"M102 171L62 198L42 200L0 235V264H133L134 251L108 217L133 196Z\"/></svg>",
    "mask_w": 264,
    "mask_h": 264
}]
</instances>
